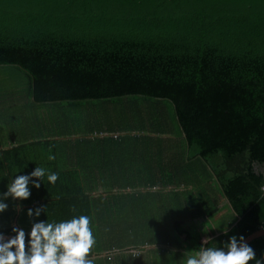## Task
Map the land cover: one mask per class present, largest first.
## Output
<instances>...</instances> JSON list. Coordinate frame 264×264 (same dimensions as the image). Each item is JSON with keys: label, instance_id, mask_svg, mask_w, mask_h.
Segmentation results:
<instances>
[{"label": "trees", "instance_id": "trees-1", "mask_svg": "<svg viewBox=\"0 0 264 264\" xmlns=\"http://www.w3.org/2000/svg\"><path fill=\"white\" fill-rule=\"evenodd\" d=\"M35 166L57 181L0 231L88 215L94 264H186L262 228L264 0H0V192ZM224 197L239 220L215 227Z\"/></svg>", "mask_w": 264, "mask_h": 264}, {"label": "clouds", "instance_id": "clouds-1", "mask_svg": "<svg viewBox=\"0 0 264 264\" xmlns=\"http://www.w3.org/2000/svg\"><path fill=\"white\" fill-rule=\"evenodd\" d=\"M54 159V156H49ZM46 176L49 184H55L58 173L47 172L35 166L26 174L13 175L0 192V213L9 208V198L13 202L27 200L32 188L40 189ZM259 190L264 192V184ZM19 208L20 204L13 205ZM45 214V204L29 207L26 215L30 220V230L13 225L11 235L0 231V264H94L90 257L96 238L90 226V217L85 214L73 215L69 219H39ZM227 239L220 240L219 246H204L186 256V264H264V254L257 255L243 234L229 235L228 228L221 230Z\"/></svg>", "mask_w": 264, "mask_h": 264}, {"label": "rangeland", "instance_id": "rangeland-1", "mask_svg": "<svg viewBox=\"0 0 264 264\" xmlns=\"http://www.w3.org/2000/svg\"><path fill=\"white\" fill-rule=\"evenodd\" d=\"M225 207V206H223ZM226 209L223 208L221 210V212L218 214L217 217L210 219L209 221L216 227L218 226L219 222H223V223H228L225 222V220L230 218V211H225ZM196 229H198L200 232H202L204 234V226L202 224V220H199L198 222H195ZM152 247V246H151ZM150 246H146L144 248H140V250H133L131 252L135 253L137 256L139 255V253L142 251V253L144 252L143 255V262L144 264H157L156 259L158 258V260L160 259L159 255H158V250L157 248H154V252H150L149 248H151Z\"/></svg>", "mask_w": 264, "mask_h": 264}, {"label": "crops", "instance_id": "crops-1", "mask_svg": "<svg viewBox=\"0 0 264 264\" xmlns=\"http://www.w3.org/2000/svg\"><path fill=\"white\" fill-rule=\"evenodd\" d=\"M220 206H225V207H222V209L223 208H225L226 210L225 211H230L229 213H230V218L229 219H227V220H225V222H228V223H225L226 225H230V227L231 226H234L236 223H237V221L239 220V217L237 216V214L234 212V210H233V208H232V205H231V203H230V201L228 200V198L227 197H224L223 198V202H222V204L220 205ZM221 209V210H222ZM221 212V211H220ZM219 212V213H220ZM221 223H223V222H219V224H221Z\"/></svg>", "mask_w": 264, "mask_h": 264}, {"label": "water", "instance_id": "water-1", "mask_svg": "<svg viewBox=\"0 0 264 264\" xmlns=\"http://www.w3.org/2000/svg\"><path fill=\"white\" fill-rule=\"evenodd\" d=\"M6 236L11 235V234H5ZM264 236V226L262 228H260L259 230L253 232L252 234H250L249 236H247L245 239L248 243H250L251 241H253L254 239Z\"/></svg>", "mask_w": 264, "mask_h": 264}]
</instances>
